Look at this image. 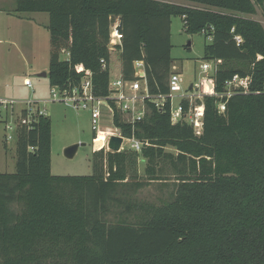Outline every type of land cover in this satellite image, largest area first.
<instances>
[{
    "label": "trees",
    "instance_id": "trees-1",
    "mask_svg": "<svg viewBox=\"0 0 264 264\" xmlns=\"http://www.w3.org/2000/svg\"><path fill=\"white\" fill-rule=\"evenodd\" d=\"M181 1L15 0V12L49 14L50 86L76 85L91 72L95 94H109L118 21L122 76L143 79L152 96L168 94L174 16L188 34L211 37L203 59L218 68L201 78L202 89L221 93L236 74L251 82L223 112L219 97H204L199 135L172 121L170 98L161 106L147 99L135 123L115 108V124L142 149L96 151L87 175L52 173L50 116L20 128L16 171L0 172V264H264V25L248 16L258 4L264 11V0ZM136 60L144 76L136 77ZM153 183L173 189L160 202L139 197Z\"/></svg>",
    "mask_w": 264,
    "mask_h": 264
},
{
    "label": "rangeland",
    "instance_id": "rangeland-1",
    "mask_svg": "<svg viewBox=\"0 0 264 264\" xmlns=\"http://www.w3.org/2000/svg\"><path fill=\"white\" fill-rule=\"evenodd\" d=\"M14 0H0V10L11 14ZM218 9V8H213ZM15 11V10H14ZM0 13V98L22 100H35L50 97L51 86L47 76H41L48 72L50 61V32L42 31L41 42L28 49V43L33 38L34 27L25 26L22 22L13 19L7 14ZM24 16H35L37 13L21 12ZM45 15L49 18L48 13ZM259 20L264 25V11L261 5H257V12L248 15ZM40 17V16H39ZM45 16H42L44 18ZM38 18V17H34ZM33 18V20H34ZM14 41V43H13ZM172 57L174 59L172 69L179 72L181 84L187 89L191 84H199L203 76L214 73L212 68L208 72L202 70V64L210 62L203 59L204 46L211 42V37L204 33L188 34L181 16L172 17L171 23ZM111 43H114L111 41ZM110 43V44H111ZM190 45V48L188 45ZM25 48V49H24ZM111 48V47H110ZM120 52L115 47L111 48V73L118 75L121 71ZM62 59L66 55H61ZM26 78L32 80L33 88L25 85ZM161 99H155L160 101ZM178 99L175 98V102ZM17 106H21L18 104ZM50 112L52 120V162L51 170L55 175H87L93 172L92 161L96 151L93 148L94 132L91 126V116L88 111L76 110L61 102H52L45 105ZM106 115L101 121L105 127H113L111 113L104 108ZM4 129L0 124V172L16 171V139L7 142L4 139ZM77 142H84L78 148L74 157L68 158L64 149ZM125 149H131L130 141L124 142ZM145 160L139 162L140 172L143 174ZM169 182L176 181L173 173ZM159 184L153 183L139 192V197L148 201H157L168 196L173 185L163 190Z\"/></svg>",
    "mask_w": 264,
    "mask_h": 264
},
{
    "label": "built area",
    "instance_id": "built-area-1",
    "mask_svg": "<svg viewBox=\"0 0 264 264\" xmlns=\"http://www.w3.org/2000/svg\"><path fill=\"white\" fill-rule=\"evenodd\" d=\"M122 34L119 30L118 21L112 24L111 41L114 45L121 43ZM238 44L242 41L240 36L236 37ZM66 59L69 52L62 49ZM103 68H107L108 64L105 59H101ZM218 68L217 61L205 62L202 64V70L208 72ZM136 77L145 75V63L143 60L134 62ZM25 85L33 88L32 80L25 79ZM251 82L250 76L234 75L225 82V91L218 93L213 89H202L199 84H192V88L185 89L181 84V76L179 72L173 70L170 75L168 86V94H160L152 96L143 79L133 78L125 79L121 72L118 75L111 73L109 84L110 93L107 95H97L93 89L92 73L88 72L82 81L76 85L57 87L51 86L50 97L22 100L0 98V124L4 129V139L10 142L16 139L20 128H32L35 121L40 116H50V112L45 105L52 102H61L76 110H85L90 113L91 126L94 132V143L97 140L102 141V145L95 151L104 150L112 152H120L125 149L124 142L130 141L131 149L140 151L143 143L135 136L127 137L123 134L120 126L115 124V108H117L125 122L135 123L145 118L148 112L147 99H161L155 101L157 106H161L167 98L171 99L170 115L172 121H184L190 124L196 134H201L204 128V97L207 95L219 97L218 109L220 112L225 111L227 99L236 92L248 93V86ZM237 87H244L245 90H239ZM175 98L178 100L175 102ZM20 104L21 106H17ZM187 104V106H186ZM104 108L111 113V119L114 123L113 127H105L101 125V121L106 116ZM113 135L123 138L122 144L118 150H114L109 146L110 139Z\"/></svg>",
    "mask_w": 264,
    "mask_h": 264
},
{
    "label": "crops",
    "instance_id": "crops-1",
    "mask_svg": "<svg viewBox=\"0 0 264 264\" xmlns=\"http://www.w3.org/2000/svg\"><path fill=\"white\" fill-rule=\"evenodd\" d=\"M166 1H171V2H176V3H182L181 0H166ZM15 0L13 3V12L11 14L6 13L3 9L0 10L1 14H7L8 16L12 17L13 19L17 20V21H23L22 23L27 26V25H32L34 27V31H33V38L32 40L29 41L28 43V49L31 48V46L35 45V47H37L42 38V31L44 30H48V24H49V18L45 15L46 12H30V13H37L35 14L34 17H38V18H34L33 16H24L23 13H18L15 12ZM49 15V14H48ZM40 16V17H39ZM42 16H45L44 18H42ZM34 18V20H33ZM0 41H3L2 38H0ZM14 43V41H13ZM25 49V48H24ZM25 83V82H24ZM8 144V142H5V144Z\"/></svg>",
    "mask_w": 264,
    "mask_h": 264
},
{
    "label": "water",
    "instance_id": "water-1",
    "mask_svg": "<svg viewBox=\"0 0 264 264\" xmlns=\"http://www.w3.org/2000/svg\"><path fill=\"white\" fill-rule=\"evenodd\" d=\"M109 47H114V44L111 43L109 45ZM41 76H47L48 73L47 72H43L40 74ZM192 84L190 85V88H192ZM122 140L123 138L121 136H118V135H113L110 139V142H109V146L114 149V150H118L122 144ZM99 144V146H98ZM81 145H85L84 142H77V143H73L69 146H67L65 149H64V154L68 157V158H72L75 156V154L77 153L78 151V148L79 146ZM102 145V141L101 140H97L95 143H94V148L95 149H98L100 146Z\"/></svg>",
    "mask_w": 264,
    "mask_h": 264
},
{
    "label": "bare ground",
    "instance_id": "bare-ground-1",
    "mask_svg": "<svg viewBox=\"0 0 264 264\" xmlns=\"http://www.w3.org/2000/svg\"><path fill=\"white\" fill-rule=\"evenodd\" d=\"M98 146H99V144H98Z\"/></svg>",
    "mask_w": 264,
    "mask_h": 264
}]
</instances>
